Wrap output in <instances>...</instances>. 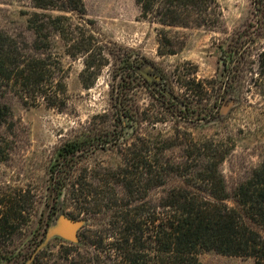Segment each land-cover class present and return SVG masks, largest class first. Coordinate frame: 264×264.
I'll list each match as a JSON object with an SVG mask.
<instances>
[{
	"label": "trees",
	"instance_id": "1",
	"mask_svg": "<svg viewBox=\"0 0 264 264\" xmlns=\"http://www.w3.org/2000/svg\"><path fill=\"white\" fill-rule=\"evenodd\" d=\"M135 2L143 18L163 26L158 32L159 55L175 54L184 44L176 32L170 33V28L214 29L221 23L217 0ZM33 4L42 11H33L27 18L29 40L0 31V127L11 116L9 105L2 101L4 94L16 96L25 105L65 107L67 72L54 50L56 38L68 56L83 58L79 78L84 88L94 84L102 67L113 65L109 91L115 107L113 123L91 126L61 144L49 168L51 190L55 191L53 209L57 207L56 198L63 194L75 202L76 211L65 212L73 219L85 220L82 213L91 205L104 209L102 222L107 235L101 236L99 243H89L80 235L82 244L88 242L99 248L103 240L111 238L104 251L112 264H201V250L250 256L255 264H264V149L260 163L234 187L230 197L220 170L229 152L223 142H198L187 130L182 131L183 142H178V129L163 140L136 137L126 145L125 137L127 127L137 121L160 120L158 110L163 119L182 116L184 120H208L218 116L223 105L236 104L246 92L255 89L264 95V0H252L258 14L255 21L236 28L226 41L217 77L199 80L182 67V81H178L182 94L174 92L171 77L163 71L154 73L152 79L141 74V61L133 49L102 43L94 20L84 17L83 0H33ZM47 10L70 12L77 19ZM139 87L152 98L151 116L147 109L140 110L136 105L134 94ZM1 136L0 141H4ZM158 143L162 144L160 151ZM124 145L121 163L107 169L104 178L86 172L87 168L83 169L85 173L77 174L80 164L95 150ZM167 148H182L183 153L165 158L161 152ZM4 152L0 145L1 159L8 156H3ZM109 184L118 186L122 193L111 203L102 189ZM158 188H162L161 195L152 201L149 194ZM20 198V193H13L0 199V236L14 228L19 219ZM229 198L231 204L227 203ZM6 246L0 243V261L16 257L11 243L8 249ZM69 254L73 253L67 251L61 262L55 259L51 264H76L78 256L69 259ZM28 257L24 264H48L45 249L38 244Z\"/></svg>",
	"mask_w": 264,
	"mask_h": 264
},
{
	"label": "rangeland",
	"instance_id": "2",
	"mask_svg": "<svg viewBox=\"0 0 264 264\" xmlns=\"http://www.w3.org/2000/svg\"><path fill=\"white\" fill-rule=\"evenodd\" d=\"M217 1L222 12L221 23L214 29L205 26L170 28V33L176 32L184 44L175 54L166 55L158 54V32L163 26L143 18L135 0H83V3L84 17L94 20V29L102 43H107L111 48H115L116 44L133 49L141 61L140 73L149 79L159 71L171 78L177 73L174 75L175 79L170 78L171 87L176 94H182V87L178 82L182 81V67L199 80L217 77L221 66L219 56L226 41L236 28L253 23L258 15L252 0ZM33 11H42L34 7L33 0H0V31L13 34L19 40L21 36L29 40L31 33L27 29V18ZM47 11L53 14L64 13L74 21L77 19L70 12ZM261 41L264 42V38ZM54 50L67 72L65 107L57 109L43 104L25 105L12 94H4L2 98L9 105L11 116L0 127L4 140L0 141V145L6 151L3 156L8 153L7 157L0 158V199L20 193L22 212L15 221L14 228L0 236V243L6 244L7 249L9 243L10 247L15 248L16 257L11 260L3 259L0 264L26 263L37 244L45 249L48 264L55 259L58 263L61 262L67 251L73 253L69 254V259L72 255H76L75 258L78 256L76 264H112L106 259L108 253L104 251L111 238L103 240L99 248L86 244L92 241L99 243L101 236L105 237V225L102 222L105 217L104 209L91 205L90 210L82 213L85 220H75L65 213L76 211L75 202L64 197V194L56 198L57 207L53 209L55 191L51 190L49 168L61 144L72 140L76 134L91 126L102 127L113 123L111 118L115 107L111 104L109 94L113 65L102 67L94 84L84 88L79 78L83 58L68 56L57 38L54 40ZM180 74L181 76H177ZM134 98L140 110L147 109L148 116L154 113L152 98L144 88H137ZM157 115L160 119L158 121L146 119L127 127L126 145L136 137L167 139L176 129L180 131L178 142H183L182 131L186 130L198 142L207 139L223 142L229 152L221 163L220 170L230 197L234 187L246 179L262 159L264 95L255 89L241 95V100L236 104L229 102L228 105H223L218 116L208 120L191 117L184 120L182 116H166L163 119L159 110ZM108 127H111L110 130L114 129L113 126ZM122 148L125 145L95 150L80 164L77 174L85 173L83 169L87 168L86 172L89 170L99 178H104L107 169H114L121 163ZM157 148L160 151L162 144L158 143ZM182 151V148H167L161 153L169 158L179 157ZM102 189L110 197L108 203L122 197L118 186L109 184ZM161 192L162 188L152 190L150 199L156 201ZM118 202L121 203L120 200ZM227 203H232L230 198ZM2 209L0 207V211ZM80 235H84L83 239L88 242L82 244ZM114 254L112 251L111 257ZM198 259L201 264H255L253 257L224 255L214 250H201Z\"/></svg>",
	"mask_w": 264,
	"mask_h": 264
},
{
	"label": "water",
	"instance_id": "3",
	"mask_svg": "<svg viewBox=\"0 0 264 264\" xmlns=\"http://www.w3.org/2000/svg\"><path fill=\"white\" fill-rule=\"evenodd\" d=\"M75 220H78V221H79L80 219H75ZM81 221H82V220H81ZM77 239H78V238H77Z\"/></svg>",
	"mask_w": 264,
	"mask_h": 264
}]
</instances>
